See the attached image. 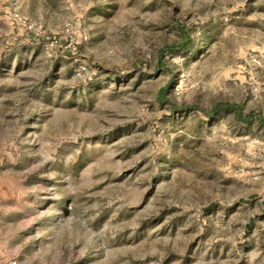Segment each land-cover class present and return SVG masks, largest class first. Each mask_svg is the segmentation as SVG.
Returning a JSON list of instances; mask_svg holds the SVG:
<instances>
[{
    "label": "rangeland",
    "instance_id": "rangeland-1",
    "mask_svg": "<svg viewBox=\"0 0 264 264\" xmlns=\"http://www.w3.org/2000/svg\"><path fill=\"white\" fill-rule=\"evenodd\" d=\"M14 256L264 264V0H0Z\"/></svg>",
    "mask_w": 264,
    "mask_h": 264
},
{
    "label": "built area",
    "instance_id": "built-area-1",
    "mask_svg": "<svg viewBox=\"0 0 264 264\" xmlns=\"http://www.w3.org/2000/svg\"><path fill=\"white\" fill-rule=\"evenodd\" d=\"M15 20L21 21L22 23H24V25H28L29 24L28 22L30 21L29 19L20 17L19 15H15ZM29 29H33V25L30 24ZM6 264H20V262H19V259L14 256V257H10L7 260Z\"/></svg>",
    "mask_w": 264,
    "mask_h": 264
},
{
    "label": "crops",
    "instance_id": "crops-1",
    "mask_svg": "<svg viewBox=\"0 0 264 264\" xmlns=\"http://www.w3.org/2000/svg\"><path fill=\"white\" fill-rule=\"evenodd\" d=\"M6 262H7V260H6ZM6 262H4V263H1V262H0V264H6Z\"/></svg>",
    "mask_w": 264,
    "mask_h": 264
}]
</instances>
